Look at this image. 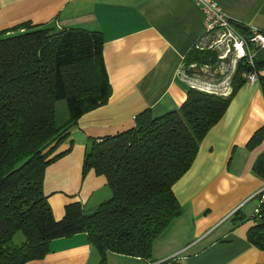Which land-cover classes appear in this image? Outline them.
I'll return each mask as SVG.
<instances>
[{
	"label": "trees",
	"instance_id": "trees-1",
	"mask_svg": "<svg viewBox=\"0 0 264 264\" xmlns=\"http://www.w3.org/2000/svg\"><path fill=\"white\" fill-rule=\"evenodd\" d=\"M231 23L237 33L249 35L247 27ZM211 39L184 54L185 74L205 76L199 67L218 64V51L206 47ZM102 45L100 32L80 27L23 22L0 31V264L39 259L51 240L79 233L96 250L98 264L104 263L107 253L149 258L155 236L180 213L172 184L188 169L200 140L224 113L243 83L242 74L264 69V49H258L252 68L245 58L236 61L227 94L187 86L176 109L157 116L144 109L130 127L89 139L81 175L91 169L103 176L110 195L91 210L69 202L55 220L42 191L43 170L65 152L50 156L76 120L109 97ZM213 76L221 79L218 73ZM257 82L264 101V76L257 75ZM59 100L67 111L61 124L55 119ZM263 137L264 127L256 129L246 148L253 149ZM251 170L264 178V152L256 156ZM233 213V223L244 219L239 210ZM252 219L246 239L264 250L263 203ZM16 232L23 235L19 244L12 243Z\"/></svg>",
	"mask_w": 264,
	"mask_h": 264
},
{
	"label": "crops",
	"instance_id": "crops-1",
	"mask_svg": "<svg viewBox=\"0 0 264 264\" xmlns=\"http://www.w3.org/2000/svg\"><path fill=\"white\" fill-rule=\"evenodd\" d=\"M214 1L232 22L264 32V0ZM23 22L80 27L103 38L109 97L76 120L50 156L65 152L43 170L42 191L59 220L69 202L91 210L110 195L103 176L91 169L81 175L88 140L130 127L144 109L154 116L176 109L188 86L183 56L210 35L190 0H0V31ZM231 72L222 69L221 79ZM257 75L264 76V69ZM224 89L229 92L230 86ZM261 127L264 101L258 82L243 79L200 140L188 169L172 184L180 213L155 236L149 258L107 253L103 264H264V250L246 239L257 206L264 204V178L251 170L264 152V137L253 149L245 143ZM235 210L244 217L237 223ZM25 264H98V254L79 233L51 240L41 258Z\"/></svg>",
	"mask_w": 264,
	"mask_h": 264
},
{
	"label": "built area",
	"instance_id": "built-area-1",
	"mask_svg": "<svg viewBox=\"0 0 264 264\" xmlns=\"http://www.w3.org/2000/svg\"><path fill=\"white\" fill-rule=\"evenodd\" d=\"M190 1L199 9L201 13V23L203 25L205 34L212 35L214 34L212 32H219L220 38L210 41L206 47L220 51L221 54H218L217 58L222 61L230 56L232 68L234 67L236 61L241 58H245L246 63L252 68V57L256 50L264 49V32L257 29H251L249 30V35L244 37L236 32L231 20L223 13L221 7L216 1ZM197 45H199V43ZM222 45H224L225 48H219L223 47ZM186 76L187 75L183 73V78L187 82L188 86L192 88L222 95L228 93V90L226 91L224 86L218 85L219 83L206 82L202 80L198 84H194L187 80ZM242 78L247 83H257V72L252 69L246 73H243ZM227 85L228 83H226L225 86L227 87Z\"/></svg>",
	"mask_w": 264,
	"mask_h": 264
},
{
	"label": "rangeland",
	"instance_id": "rangeland-1",
	"mask_svg": "<svg viewBox=\"0 0 264 264\" xmlns=\"http://www.w3.org/2000/svg\"><path fill=\"white\" fill-rule=\"evenodd\" d=\"M212 33H214V34L210 35V37H212L211 41L220 38L219 32L215 31V32H212ZM222 46L223 47H219V48H222V49L225 48L224 45H222ZM218 53L221 54L220 51H218ZM220 65H221V67H223L224 73H228L230 71V68H232V64L230 62V56H228L224 61H222V63ZM204 67L208 68V66H205V65H204ZM209 71H211V72H209V73L206 72L205 76H203V75L200 76L198 74H191V76H187L186 79L188 80V78H190L189 81L190 82L192 81V83H194V84H198L200 81H202V78H206V77H207V80L209 82L219 83L218 84L219 86H225L226 83H228L227 81L229 80V75L230 74L227 75L228 78L226 77V79H224V80L221 79V80H223L225 82L224 84L221 85L220 82H219L221 80L220 79L219 80L214 79L212 70H209ZM221 77H222V75H221ZM54 107H55V119H56V122H57V124H61L67 117V111H66L65 103H64L63 100L56 101ZM22 241H23V235L20 232H16L13 235V237H12V243L13 244H19Z\"/></svg>",
	"mask_w": 264,
	"mask_h": 264
},
{
	"label": "water",
	"instance_id": "water-1",
	"mask_svg": "<svg viewBox=\"0 0 264 264\" xmlns=\"http://www.w3.org/2000/svg\"><path fill=\"white\" fill-rule=\"evenodd\" d=\"M221 63H222V60H220L214 68H207V67L201 66L197 70L203 74H205L206 72L209 73V72H211L209 70H212L213 74L218 73L221 75V70L223 69V67H221V65H220Z\"/></svg>",
	"mask_w": 264,
	"mask_h": 264
}]
</instances>
